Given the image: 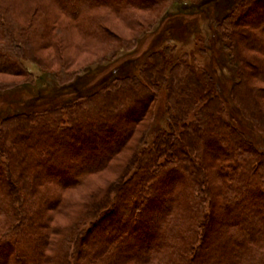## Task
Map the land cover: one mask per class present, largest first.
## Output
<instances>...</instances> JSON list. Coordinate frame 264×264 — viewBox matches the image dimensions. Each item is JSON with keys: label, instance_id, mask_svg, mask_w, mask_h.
I'll return each mask as SVG.
<instances>
[{"label": "trees", "instance_id": "1", "mask_svg": "<svg viewBox=\"0 0 264 264\" xmlns=\"http://www.w3.org/2000/svg\"><path fill=\"white\" fill-rule=\"evenodd\" d=\"M16 1H0V74L20 77L30 75L22 60L45 68L39 53L55 47L63 31L73 30L82 48L136 45V37L124 39L113 31L150 28L156 22L142 21L136 12L158 9L169 0H21L23 22L13 18L9 3ZM217 28L223 39L235 42L230 60L238 81L232 96L264 135V87L258 85L264 83V0H237ZM58 47L64 49L59 41ZM162 50L138 67L133 80L110 83L104 93L109 113L103 110L94 123L74 120L52 127L44 114L22 112L0 119V264H264V153L232 122L214 92L215 76L174 57L172 47ZM163 72L172 74L170 91ZM163 89L172 105L168 111L172 107L175 115L170 131L162 132L151 150L133 145L113 184L76 193L72 201L63 195V189L85 186L87 172L111 168L110 160L125 150L136 123L148 119L154 94ZM128 102L133 106H125ZM123 116L131 118L118 126ZM92 123L95 138L115 126L121 141L114 135L102 139L91 155L95 167L88 170L81 162H92L77 157L76 142L85 136L94 143L86 135ZM60 166L76 172L74 180L66 174L58 183L45 175ZM165 180L171 196L155 226L163 235L137 257L129 244L154 234L149 210L163 199ZM61 217L66 225L57 222Z\"/></svg>", "mask_w": 264, "mask_h": 264}, {"label": "rangeland", "instance_id": "2", "mask_svg": "<svg viewBox=\"0 0 264 264\" xmlns=\"http://www.w3.org/2000/svg\"><path fill=\"white\" fill-rule=\"evenodd\" d=\"M236 1L169 0L158 9L146 12L137 11V15L141 17L140 20L156 23L150 28L144 25L143 28L134 31L122 27L113 31V33H119L124 39L136 37L138 39L136 45L131 43L128 46L117 47L112 43L101 48L98 46L82 48L81 41L73 30L63 31L56 39L55 47L49 45L39 53L45 68H40L28 59H21L30 74L29 76L0 74V119L22 112L44 114V120L49 122L52 127H62L67 125L68 121L74 120L85 121L84 123L87 124L91 119L94 123V117H102L103 110L109 113L108 98L104 93H109L107 90H109L110 83L113 84L116 79L123 77H130L129 79L133 80L132 76L136 75L138 67L144 62L151 63V59L154 61L157 56L164 53L162 49L172 47L174 57L180 56L186 62H192L197 68L201 66L215 76V79L213 77L214 92L224 101L232 122L252 142L257 151L264 153V135L253 127L251 120L250 122L247 120L250 117L241 112L236 99L232 96V88L238 81L236 65L230 60V51L235 46V42L231 45V41L227 38L223 39L217 28L229 7ZM9 5L13 18L15 17L18 22H23L24 19L21 18L23 16H20L19 12L24 7V3L18 0L9 3ZM59 15V19L65 21L66 18L61 13ZM251 16L248 14L247 19H251ZM58 41L63 45V50L58 47ZM77 47L82 49L78 50ZM171 75L163 72V78H165L163 81L166 83L164 85H167L168 89ZM258 85L264 87V83L258 82ZM164 91L163 89L160 94H154V98L149 104L148 119L136 123L125 150L110 160L111 168L99 173L87 172L89 178L85 186L75 191L63 189L61 190L63 195L72 201L77 198L76 193L83 195L96 187H105L110 182L113 184L114 178L118 174L116 169L126 164L131 157L133 145L140 143L141 150H151L157 137L162 132L170 131L172 122L169 120L175 115L171 113L173 112L172 107L168 111L169 106L172 105L166 100ZM94 93L96 95H93ZM125 106L130 108L133 105L128 102ZM135 109L131 114L136 112ZM59 113L62 117L61 122L57 118ZM129 118L131 117L125 116L124 119L122 118L116 123L118 126L125 125L124 123ZM93 123L88 126L89 130L86 135L94 137V143L86 141L85 136L84 138L79 136L80 140L76 142L77 157L80 155L88 162L93 161L94 157L91 155L94 156L96 153L93 148L101 144L102 139L112 138L114 135L117 139L116 142L121 141L120 136L117 137L118 130L115 126H112L111 133L105 130L98 133L101 138H95L97 133L95 135L93 133L97 127H94ZM105 124L109 128V120ZM49 141L54 143V136L50 135ZM81 164L83 169L90 170L95 167L93 162L90 166L82 162ZM65 167L48 169L45 175H53L58 183L64 180L63 175L66 174L71 175L69 180H74L77 173ZM164 185L166 189L162 194L164 197L161 202H157L158 210L155 208L149 210L151 211L149 216L152 218L148 217L147 222L151 228L154 227V234L140 240L135 238L129 244L133 246L134 254L137 257L143 255L150 242H158L160 236L163 235V232L157 231L155 226L156 220L164 207H167L168 199L171 196L169 180H165ZM68 210L71 211L72 208ZM125 214V218H128L130 213L125 212ZM62 218L60 219L62 220ZM60 219L57 220L59 224H67V221H60ZM96 219L89 221L82 228L85 229ZM127 225H132V222H128ZM124 229L126 228L123 227L122 230ZM112 234L116 236L117 232L113 231ZM105 238L110 240L107 235ZM110 258L112 261L115 260L114 255Z\"/></svg>", "mask_w": 264, "mask_h": 264}]
</instances>
